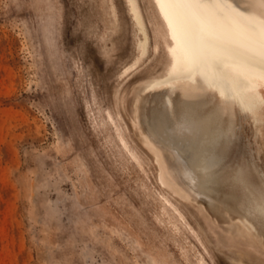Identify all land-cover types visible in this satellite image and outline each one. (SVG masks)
<instances>
[{"label":"rangeland","instance_id":"374dc122","mask_svg":"<svg viewBox=\"0 0 264 264\" xmlns=\"http://www.w3.org/2000/svg\"><path fill=\"white\" fill-rule=\"evenodd\" d=\"M137 2L143 27L129 0H0V264H264V103L236 109L216 204L177 197L141 129L173 42ZM245 209L260 237L224 234Z\"/></svg>","mask_w":264,"mask_h":264},{"label":"bare ground","instance_id":"6f19581e","mask_svg":"<svg viewBox=\"0 0 264 264\" xmlns=\"http://www.w3.org/2000/svg\"><path fill=\"white\" fill-rule=\"evenodd\" d=\"M155 1L173 42L172 64L168 76L155 85L166 91L164 109L155 110L152 119L145 117L144 144L159 166L158 179L172 193L185 201L205 199L215 205L225 158L222 147L232 143L237 107L254 118L263 112L264 0ZM129 2L143 27L137 0ZM145 37L144 51L149 40ZM255 210L264 214L262 205ZM246 212L238 213L237 235L224 234L249 241L260 237L258 223Z\"/></svg>","mask_w":264,"mask_h":264}]
</instances>
